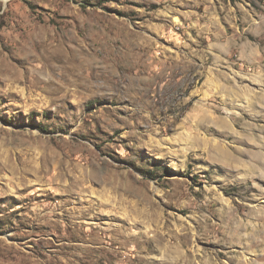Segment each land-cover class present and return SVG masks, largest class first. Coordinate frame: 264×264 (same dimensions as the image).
Here are the masks:
<instances>
[{
	"label": "rangeland",
	"instance_id": "1",
	"mask_svg": "<svg viewBox=\"0 0 264 264\" xmlns=\"http://www.w3.org/2000/svg\"><path fill=\"white\" fill-rule=\"evenodd\" d=\"M0 264H264V0H0Z\"/></svg>",
	"mask_w": 264,
	"mask_h": 264
},
{
	"label": "bare ground",
	"instance_id": "2",
	"mask_svg": "<svg viewBox=\"0 0 264 264\" xmlns=\"http://www.w3.org/2000/svg\"><path fill=\"white\" fill-rule=\"evenodd\" d=\"M217 157L219 160L224 161V162H231L232 157L228 154H226L225 152H221V151H217L216 152ZM250 170H253V166L251 164H249Z\"/></svg>",
	"mask_w": 264,
	"mask_h": 264
}]
</instances>
